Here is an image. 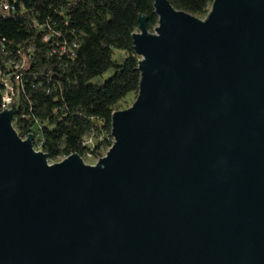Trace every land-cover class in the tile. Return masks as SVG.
<instances>
[{
    "label": "water",
    "instance_id": "95a60500",
    "mask_svg": "<svg viewBox=\"0 0 264 264\" xmlns=\"http://www.w3.org/2000/svg\"><path fill=\"white\" fill-rule=\"evenodd\" d=\"M153 7L95 164H49L0 111V264H264V0Z\"/></svg>",
    "mask_w": 264,
    "mask_h": 264
},
{
    "label": "trees",
    "instance_id": "16d2710c",
    "mask_svg": "<svg viewBox=\"0 0 264 264\" xmlns=\"http://www.w3.org/2000/svg\"><path fill=\"white\" fill-rule=\"evenodd\" d=\"M168 1L199 19L212 2ZM140 15L152 32L153 0H0V111L8 79L13 126L22 138L33 134L48 160L111 146V114L138 90L132 34ZM110 70L103 83L91 82Z\"/></svg>",
    "mask_w": 264,
    "mask_h": 264
},
{
    "label": "built area",
    "instance_id": "2783aa9c",
    "mask_svg": "<svg viewBox=\"0 0 264 264\" xmlns=\"http://www.w3.org/2000/svg\"><path fill=\"white\" fill-rule=\"evenodd\" d=\"M3 9H8L6 4L3 5ZM9 64L13 65L15 69H19L22 66V62H20V63L19 62H16V63L15 62H11ZM3 86H4V91H3V95H2L1 111L4 108L11 109V104H12V102L14 100V89L11 86L10 82L8 81V79H4L3 80ZM84 144L85 145H91L92 144V140L90 138H88V139L84 140ZM33 148H34L35 151H42L40 149V143L37 141V138L34 135H33ZM87 156H91V154L87 153ZM65 157H62L61 159L65 158Z\"/></svg>",
    "mask_w": 264,
    "mask_h": 264
},
{
    "label": "rangeland",
    "instance_id": "374dc122",
    "mask_svg": "<svg viewBox=\"0 0 264 264\" xmlns=\"http://www.w3.org/2000/svg\"><path fill=\"white\" fill-rule=\"evenodd\" d=\"M112 73H113V71H111V70L107 71L102 76L92 79L91 82L94 83V84H101V83H103V81H105L107 78H109L112 75ZM134 100H135V94H133V93L128 94L124 98L123 102L120 105V109H118V110H122V109H125V108L129 107L133 103ZM12 125H13V122H12ZM105 153H106L105 150H101L100 153H99L100 155H97V156H87L86 155V156L82 157V160H83V162L85 164L92 165V164H95L96 161L100 157L104 156ZM60 160H61V158H57L55 160H48V163L51 164V163H54V162H58Z\"/></svg>",
    "mask_w": 264,
    "mask_h": 264
}]
</instances>
